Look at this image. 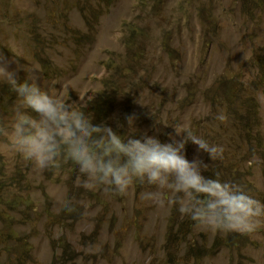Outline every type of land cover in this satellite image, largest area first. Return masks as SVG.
Instances as JSON below:
<instances>
[{"label":"rangeland","instance_id":"rangeland-1","mask_svg":"<svg viewBox=\"0 0 264 264\" xmlns=\"http://www.w3.org/2000/svg\"><path fill=\"white\" fill-rule=\"evenodd\" d=\"M5 71L124 140L190 131L223 155L188 141L189 161L264 204V0H0V263L264 264V216L250 232L213 228L181 214L187 197L170 185L106 190L63 148L37 169L9 141L20 100ZM105 80L111 122L90 104Z\"/></svg>","mask_w":264,"mask_h":264},{"label":"clouds","instance_id":"clouds-1","mask_svg":"<svg viewBox=\"0 0 264 264\" xmlns=\"http://www.w3.org/2000/svg\"><path fill=\"white\" fill-rule=\"evenodd\" d=\"M4 75L20 100L9 141L37 169L47 168L57 149L63 148L88 181L105 185L106 190L125 194L134 178L158 188L170 185L187 197L180 204L181 214L213 228L250 232L256 226L254 218L264 216V204L233 185L205 176L207 163L199 157L189 161L184 153L185 145L191 141L198 151L216 160L222 158L221 147L210 145L190 131H176L183 134L182 138L172 136L171 142L162 143L155 136L139 139L135 135L124 140L107 124H94L82 111L49 94L39 84L27 80L20 83L12 72L5 71ZM107 118L111 122V114ZM217 119L223 121L225 117L220 115ZM81 186L94 185L86 181ZM146 198L163 205L167 197L155 192L147 193ZM63 207L72 210L67 202ZM20 261L24 264L22 260L15 264Z\"/></svg>","mask_w":264,"mask_h":264},{"label":"trees","instance_id":"trees-1","mask_svg":"<svg viewBox=\"0 0 264 264\" xmlns=\"http://www.w3.org/2000/svg\"><path fill=\"white\" fill-rule=\"evenodd\" d=\"M160 2L163 3V1ZM104 83L106 85L105 89L102 92H100L93 101L90 102L91 110L93 114L101 119H105L109 117L111 110L114 109L113 99H114V93L116 91V88L113 87V84L110 81L105 80ZM114 130L116 131L117 135L120 137L121 132H120V128L117 126V123L115 125ZM1 167L2 165H0V168ZM3 181L4 178L3 179L0 178V193H3L4 188L8 186L7 183H2ZM12 199H15L16 203L11 207H17L20 201H22V199H17V198H12ZM0 212H1V206H0ZM11 235L14 236L13 232H11ZM17 264H22V262L20 261Z\"/></svg>","mask_w":264,"mask_h":264}]
</instances>
